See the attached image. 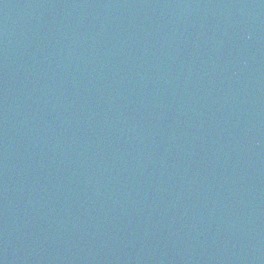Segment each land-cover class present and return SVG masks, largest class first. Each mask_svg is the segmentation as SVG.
Returning a JSON list of instances; mask_svg holds the SVG:
<instances>
[{"label": "water", "instance_id": "1", "mask_svg": "<svg viewBox=\"0 0 264 264\" xmlns=\"http://www.w3.org/2000/svg\"><path fill=\"white\" fill-rule=\"evenodd\" d=\"M0 264H264V0H0Z\"/></svg>", "mask_w": 264, "mask_h": 264}]
</instances>
